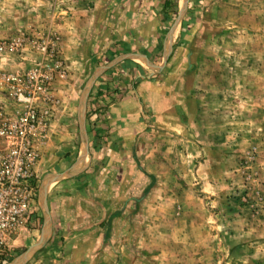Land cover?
<instances>
[{
	"label": "rangeland",
	"instance_id": "1",
	"mask_svg": "<svg viewBox=\"0 0 264 264\" xmlns=\"http://www.w3.org/2000/svg\"><path fill=\"white\" fill-rule=\"evenodd\" d=\"M114 2L0 0V45L23 44L19 53H0V62L15 66L0 73L31 69L45 60L36 45H55L64 76L52 85L49 131L58 120L61 144L76 142L56 149L58 156L53 146L40 149L44 173L58 159L77 178L66 180L53 206L73 242L63 238L55 255L47 254L51 244L30 252L22 264H264V0H187L163 30L154 20L128 40L120 28L103 30L98 53L144 55L145 78L126 84L132 100L115 115L107 109L125 85L88 100L90 141L78 156L77 98L96 85L92 69H82L64 88L69 100L59 102L57 84L69 73L54 24L71 6L94 17ZM169 30L173 41L165 44ZM34 210L26 231L37 223ZM20 245H10L2 264Z\"/></svg>",
	"mask_w": 264,
	"mask_h": 264
},
{
	"label": "crops",
	"instance_id": "2",
	"mask_svg": "<svg viewBox=\"0 0 264 264\" xmlns=\"http://www.w3.org/2000/svg\"><path fill=\"white\" fill-rule=\"evenodd\" d=\"M116 2H119V6L112 9L111 12L106 13V15L96 14L94 17H91L90 13H79L71 6L69 7L71 8V11L65 12L64 18H62L57 24H54L55 30H57L61 36L63 58L65 60L66 69L69 73L67 81L62 83L58 82L57 84L56 97L59 98V102L64 99L67 101L69 100V97L66 96L67 91L65 90H69L70 87L68 86L66 89L64 88L68 84L67 82L71 83V81L77 77V73L80 70L82 72L83 70L92 69L91 78L93 84L96 85L95 87H88L87 90L83 88L82 93L77 98V123L75 126V137L77 138L79 148H81L79 153L77 151L78 156L81 152H83V149L88 146L90 141V130L87 123H85L86 112L88 111L87 106H89L88 100L90 99L94 101L93 96L95 97L97 90H99L100 94L101 91L105 92V90H108L106 93L109 94L116 84L125 85L123 86L124 90L121 92L122 95H119V99H116L118 102L110 105L107 109L110 110V108L113 107L112 110L115 115L117 113L116 107L120 105L123 100H132V88L126 84L128 82L132 84L134 81L137 82L145 78L143 64L146 60L144 55L135 56L133 53L130 55H128V53L117 56H108V53H113L110 51H107L106 53L103 51L104 55L102 53H98V51H100V42L103 39V30L109 27L110 29L113 28V32H116L117 29L120 28L122 31L119 34L123 40H128V38L133 37L135 33V35H140L141 33L138 30L149 28L150 25L153 24L154 20L159 21L158 23L161 27L158 28L163 30L162 28L165 25L163 21L170 20L172 16L176 17V14L178 16L180 14L181 7L185 6L187 0H115L114 4ZM170 7L175 10L173 13L172 10H170ZM79 9L82 10L83 8ZM174 31L176 32L174 33V36H178L179 32H177L176 29H174ZM158 33L163 34L164 32L160 33L158 31ZM169 33L170 30L164 36L165 40L163 43L165 44H168L167 41ZM169 39L173 41V37ZM166 46L168 47V45H165L163 47L164 50L167 49ZM102 55L103 57L99 59L98 56ZM133 57L135 59H133ZM26 66L29 67L30 64L28 63ZM11 68H15V66L0 62V69L7 70ZM70 95L72 96V93ZM60 107L62 106H59L58 108ZM71 114L72 113H70V116ZM57 121L53 122L52 125L54 128L49 131L47 141L43 147V151H45L47 147H55V150L52 152L53 156H58V150L63 146L71 148L74 137L72 136L69 138V142L65 143V145L61 144L63 138L54 135V132L56 130L59 131L62 126H57ZM56 149L58 150L56 151ZM56 161V167L53 168L51 172L45 173L43 170L46 164L43 163V160L40 161L39 175L41 185L37 198V206L35 207L38 216L35 220L37 223L33 225L34 228H31L30 230L28 229L27 231L25 230L26 232L21 233V235L13 242L14 246L21 244L20 246H23L24 249H21V247H15L17 248L15 249L16 255L13 257L11 256L8 262L9 264H22L29 258L30 252L32 255L35 253H42L45 247L46 249L49 248V246H47L49 244L53 246H50L47 254L55 255V245L58 243L61 244L63 238L64 243L73 242V239H69L68 241L66 240L68 236L65 232H63L64 225L60 217L58 216L55 218L53 216V206L54 204L59 203V197H61V194L58 193L60 192L59 190L61 187L69 184L66 180H72L75 178V175L71 171H67L70 168L67 170H60L58 166L61 163L58 159ZM75 167V165L72 166V168ZM83 171L84 170L81 172ZM52 189H55L56 191L52 193ZM61 202L60 208L55 211L56 213L58 212V214H61V211H63L64 208V201ZM70 236L71 234L69 237Z\"/></svg>",
	"mask_w": 264,
	"mask_h": 264
},
{
	"label": "built area",
	"instance_id": "3",
	"mask_svg": "<svg viewBox=\"0 0 264 264\" xmlns=\"http://www.w3.org/2000/svg\"><path fill=\"white\" fill-rule=\"evenodd\" d=\"M22 45L4 42L0 53H19ZM36 49L45 60L28 70L0 73V264L35 218L40 149L54 116L52 85L64 76L55 45L44 40Z\"/></svg>",
	"mask_w": 264,
	"mask_h": 264
},
{
	"label": "trees",
	"instance_id": "4",
	"mask_svg": "<svg viewBox=\"0 0 264 264\" xmlns=\"http://www.w3.org/2000/svg\"><path fill=\"white\" fill-rule=\"evenodd\" d=\"M89 105H90V103H89Z\"/></svg>",
	"mask_w": 264,
	"mask_h": 264
}]
</instances>
